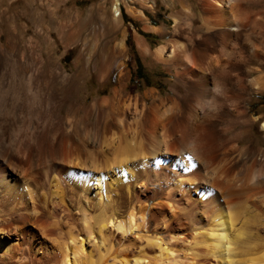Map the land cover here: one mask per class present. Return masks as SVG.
Wrapping results in <instances>:
<instances>
[{
  "label": "bare ground",
  "instance_id": "6f19581e",
  "mask_svg": "<svg viewBox=\"0 0 264 264\" xmlns=\"http://www.w3.org/2000/svg\"><path fill=\"white\" fill-rule=\"evenodd\" d=\"M118 1L113 25L74 47L84 86L118 69L92 97L73 91L44 12L18 8L37 37L0 73L13 114L0 126V264H264V0H198L203 34L188 9L168 46L137 38L172 74L165 95L129 88ZM40 73L60 87L42 89Z\"/></svg>",
  "mask_w": 264,
  "mask_h": 264
},
{
  "label": "rangeland",
  "instance_id": "374dc122",
  "mask_svg": "<svg viewBox=\"0 0 264 264\" xmlns=\"http://www.w3.org/2000/svg\"><path fill=\"white\" fill-rule=\"evenodd\" d=\"M118 4L120 9L118 18L121 28L114 36L117 37V40L123 39V37L125 39L127 46L125 62L128 65L130 74L129 88H132L135 93L143 92L150 88L159 89L163 95L169 93L172 74L160 62L151 60V57L144 59L137 48L135 40L137 38L141 39L145 42L146 46H149L147 47L152 52L159 45L167 44L168 46V43L170 44L172 40L178 38V35H176L178 33H174V16L185 10L186 12L192 10L196 13V16L190 17L191 25L197 28L196 32L198 31L199 34H203L205 30L201 26L202 21L199 15L198 0H142L140 2L136 0H119ZM29 6H37L39 10L44 12L45 15L38 29L42 34H51L55 42L57 41V53H64V56L61 57L64 68L69 73L79 76L76 77L77 84L75 83L73 91L75 93H80L81 89V92L90 91V97L95 94L107 95L110 86H113L117 82L118 69L112 67L110 75L108 73V82L103 89L97 90L98 83L95 77L86 80L84 86L82 82L87 78L86 73L81 69L77 71L73 64L79 49H74V47L75 45L79 47L81 41L86 37L91 38L93 35L102 36L101 25L107 28L113 25L115 22L113 12L114 0H0V41L5 47L3 48L4 55L2 58L0 56V73L3 72L1 74L8 79L12 72L10 67H8L9 57L14 54L21 55L24 50H27L25 51V55H31L29 54L30 51L28 52L29 46L27 45H29V42L27 41L30 38L35 39L37 37V28L32 24L31 20L18 13V8ZM254 8L264 11V6L262 5H256ZM51 9H53L52 14L54 15H50L49 11ZM22 24L27 26L24 31L22 30ZM27 61L31 60L27 59ZM88 68L90 72H93L92 63L89 64ZM35 77L36 81L42 86V89H45L47 85L60 87V84L56 83L55 80L53 82L52 80H46L47 78L42 73L36 74ZM4 88L7 91V88L0 84V96L6 95L7 92ZM55 92L56 90L50 87L49 100L56 98ZM3 101L0 99V105H3ZM254 101H256V108L264 107V96L263 100L259 96L258 98H254ZM5 107L4 109L8 110L4 111L7 115L3 111L0 112V126L5 120V116L13 115L9 107ZM61 113L65 114V110ZM260 126L261 123L259 122L255 131L256 136L259 135L257 130ZM85 247L90 249L86 244ZM94 259H96V255H94Z\"/></svg>",
  "mask_w": 264,
  "mask_h": 264
}]
</instances>
